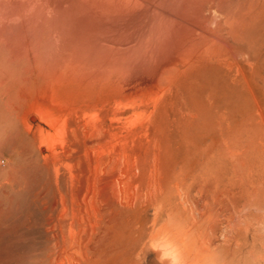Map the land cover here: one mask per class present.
I'll use <instances>...</instances> for the list:
<instances>
[{"label": "bare ground", "instance_id": "bare-ground-1", "mask_svg": "<svg viewBox=\"0 0 264 264\" xmlns=\"http://www.w3.org/2000/svg\"><path fill=\"white\" fill-rule=\"evenodd\" d=\"M58 148L123 264H264V0H0L5 182L38 161L51 214Z\"/></svg>", "mask_w": 264, "mask_h": 264}, {"label": "rangeland", "instance_id": "rangeland-1", "mask_svg": "<svg viewBox=\"0 0 264 264\" xmlns=\"http://www.w3.org/2000/svg\"><path fill=\"white\" fill-rule=\"evenodd\" d=\"M56 151L68 153L76 161L69 167L61 166L72 174L68 181L70 192L67 196L55 194L59 207L51 214L48 212L51 200L43 199L40 194L43 190L40 170L44 166L32 161L35 163L30 167L29 187L17 188L5 182L8 166L27 164L15 157L14 151L1 150L0 264H123L129 254L130 240H125L116 224L108 227L101 223L89 190L81 194L76 191L79 185L86 184L94 153L69 148ZM122 208V202L116 198L115 216ZM144 260L139 264H144Z\"/></svg>", "mask_w": 264, "mask_h": 264}]
</instances>
